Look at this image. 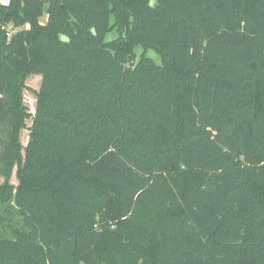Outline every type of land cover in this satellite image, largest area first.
<instances>
[{
    "label": "trees",
    "instance_id": "trees-1",
    "mask_svg": "<svg viewBox=\"0 0 264 264\" xmlns=\"http://www.w3.org/2000/svg\"><path fill=\"white\" fill-rule=\"evenodd\" d=\"M0 176V264H264V0H3Z\"/></svg>",
    "mask_w": 264,
    "mask_h": 264
},
{
    "label": "rangeland",
    "instance_id": "rangeland-1",
    "mask_svg": "<svg viewBox=\"0 0 264 264\" xmlns=\"http://www.w3.org/2000/svg\"><path fill=\"white\" fill-rule=\"evenodd\" d=\"M112 22H114V19H112ZM118 35V32L116 30H113L111 33H109L108 38L116 37ZM143 52V48L139 47L136 50V61L140 57V54ZM151 56H154L157 61H160L159 56H157L153 51H149L148 53ZM42 80V75L41 74H33L29 75L24 79V88H23V96H24V102L28 106L29 113L32 114V116L35 115L36 113V107H37V94L36 92L40 88ZM33 117H30L26 121V126L22 129L21 132V142L23 145V152H25V147L28 145L29 140H30V128L33 123ZM5 177L0 176V184L4 181ZM11 180L13 183L17 184L18 183V178H17V168L13 169L12 177Z\"/></svg>",
    "mask_w": 264,
    "mask_h": 264
},
{
    "label": "clouds",
    "instance_id": "clouds-1",
    "mask_svg": "<svg viewBox=\"0 0 264 264\" xmlns=\"http://www.w3.org/2000/svg\"><path fill=\"white\" fill-rule=\"evenodd\" d=\"M0 2H3V0H0Z\"/></svg>",
    "mask_w": 264,
    "mask_h": 264
}]
</instances>
